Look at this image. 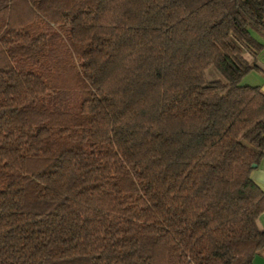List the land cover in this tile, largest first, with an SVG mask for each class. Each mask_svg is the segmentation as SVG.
<instances>
[{
    "label": "trees",
    "instance_id": "16d2710c",
    "mask_svg": "<svg viewBox=\"0 0 264 264\" xmlns=\"http://www.w3.org/2000/svg\"><path fill=\"white\" fill-rule=\"evenodd\" d=\"M263 47L264 0H0V264H252Z\"/></svg>",
    "mask_w": 264,
    "mask_h": 264
},
{
    "label": "crops",
    "instance_id": "0c3cea01",
    "mask_svg": "<svg viewBox=\"0 0 264 264\" xmlns=\"http://www.w3.org/2000/svg\"><path fill=\"white\" fill-rule=\"evenodd\" d=\"M241 83L245 85L259 86L264 92V47L256 57L255 68L242 77ZM251 175L258 185L264 190V144L262 148V157L252 170ZM256 222L258 228L264 230V211L258 215ZM252 264H264V245L258 249L254 255Z\"/></svg>",
    "mask_w": 264,
    "mask_h": 264
},
{
    "label": "rangeland",
    "instance_id": "374dc122",
    "mask_svg": "<svg viewBox=\"0 0 264 264\" xmlns=\"http://www.w3.org/2000/svg\"><path fill=\"white\" fill-rule=\"evenodd\" d=\"M208 72L210 73L211 76L215 77V78H219L220 75L214 71L212 68L208 69Z\"/></svg>",
    "mask_w": 264,
    "mask_h": 264
}]
</instances>
